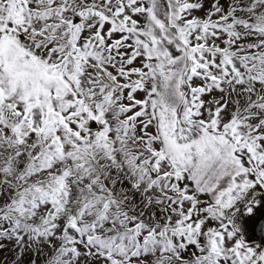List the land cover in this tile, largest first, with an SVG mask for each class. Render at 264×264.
Returning <instances> with one entry per match:
<instances>
[{
  "label": "snow or ice",
  "instance_id": "snow-or-ice-1",
  "mask_svg": "<svg viewBox=\"0 0 264 264\" xmlns=\"http://www.w3.org/2000/svg\"><path fill=\"white\" fill-rule=\"evenodd\" d=\"M0 264H264V0H0Z\"/></svg>",
  "mask_w": 264,
  "mask_h": 264
}]
</instances>
